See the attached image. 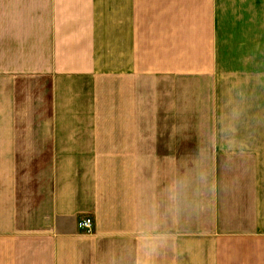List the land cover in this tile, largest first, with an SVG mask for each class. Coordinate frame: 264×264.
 Wrapping results in <instances>:
<instances>
[{
	"label": "crops",
	"instance_id": "crops-1",
	"mask_svg": "<svg viewBox=\"0 0 264 264\" xmlns=\"http://www.w3.org/2000/svg\"><path fill=\"white\" fill-rule=\"evenodd\" d=\"M260 79L264 0H0V264H264Z\"/></svg>",
	"mask_w": 264,
	"mask_h": 264
},
{
	"label": "rangeland",
	"instance_id": "rangeland-1",
	"mask_svg": "<svg viewBox=\"0 0 264 264\" xmlns=\"http://www.w3.org/2000/svg\"><path fill=\"white\" fill-rule=\"evenodd\" d=\"M263 66V65H262ZM246 83L249 86H253V83L258 86L260 88V96H261V109H262V114H264V79H260V80H250V81H246ZM255 86V87H256ZM150 102L157 100L158 98H160V94L156 93L154 91V86H150ZM158 104L160 105V99L158 100Z\"/></svg>",
	"mask_w": 264,
	"mask_h": 264
},
{
	"label": "built area",
	"instance_id": "built-area-1",
	"mask_svg": "<svg viewBox=\"0 0 264 264\" xmlns=\"http://www.w3.org/2000/svg\"><path fill=\"white\" fill-rule=\"evenodd\" d=\"M78 228L85 232L91 233L92 232V219L89 217H83L78 220Z\"/></svg>",
	"mask_w": 264,
	"mask_h": 264
}]
</instances>
